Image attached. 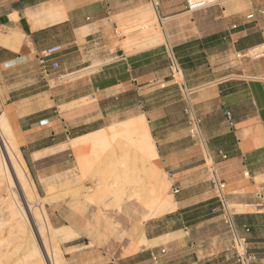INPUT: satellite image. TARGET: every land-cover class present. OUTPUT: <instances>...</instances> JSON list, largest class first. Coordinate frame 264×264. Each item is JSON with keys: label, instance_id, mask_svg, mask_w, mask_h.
<instances>
[{"label": "crops", "instance_id": "1", "mask_svg": "<svg viewBox=\"0 0 264 264\" xmlns=\"http://www.w3.org/2000/svg\"><path fill=\"white\" fill-rule=\"evenodd\" d=\"M152 16L163 40L144 45L151 25L133 28ZM119 27L126 33L117 35ZM54 45L62 48L59 68L49 76L53 89H44L37 55ZM261 46L264 0L195 9L187 0H0V91L7 92L0 98L38 184L70 168L71 140L126 132L123 125L144 118L152 164L159 160L168 176L163 191L168 183L178 189L163 213L159 203L147 207L146 221L136 213L135 239L74 264H211L229 255L240 264L212 172L224 184L241 249L250 264H264V48L251 52ZM18 91L28 94L10 98ZM160 91L176 97L161 100ZM186 101L199 119L193 136Z\"/></svg>", "mask_w": 264, "mask_h": 264}, {"label": "rangeland", "instance_id": "2", "mask_svg": "<svg viewBox=\"0 0 264 264\" xmlns=\"http://www.w3.org/2000/svg\"><path fill=\"white\" fill-rule=\"evenodd\" d=\"M146 23L151 26L154 24L152 27L162 35L163 29L159 27L154 16L140 22L133 30L136 32L143 31L145 29L143 24ZM123 33L126 32L122 28H117V35ZM114 34L116 35V33ZM127 43L128 42H120L119 39L115 38V44H119L126 50ZM129 48L130 47H128V49ZM174 74L177 80L181 79L176 73ZM53 87V81H48V85H46L44 89H53ZM6 93V91H0V96H4ZM71 93L72 92L69 91L64 94L69 96ZM27 94L28 92H12L10 98L15 97V95L19 97ZM171 94L173 93L164 94V92L160 91L157 93V96L161 100L169 101L176 97L173 95L171 96ZM5 101L6 99L0 98V115L6 118L17 148L20 150L22 156L26 157L25 151L21 150L22 137L16 130V124L10 121V112L7 102ZM143 121L147 124L146 119ZM127 129H130L127 131L131 133L132 129L130 126H127ZM110 131L109 140H111V142H108L109 140L106 142L101 140L98 143L99 145L97 144V149L95 146L90 147L83 155H80V157L76 156L74 151L73 155L68 153V158L64 165L70 168L61 174L41 179V184H38L35 173L21 164V170L29 187V214L30 212H34L33 214L37 213L40 218L39 221L32 216H30V219L27 217V220L29 219L30 221L28 220L27 222V220H25L27 222L24 224L27 228L26 234L32 240L36 239L40 241L35 227L38 228L39 231L43 228L42 238L47 240L50 247L54 248L56 246L59 248L62 258L64 259V264H74L71 259L77 258L79 255L84 259L105 255L111 247H114L113 242L119 245L121 239L126 238L130 241L135 239L136 213L138 212L139 214L142 212L143 220L146 221L148 217L144 218V216L148 212V206L151 207V205H155V203L157 206L158 203H165L167 201L165 197L168 196L173 198L169 183L165 191H163V187L161 186L163 175H165L164 177L166 179H168V176L161 168L159 160L153 162L158 168L148 161L143 160L145 157L141 154L142 151L140 146H136L137 148L135 147L137 141L132 133L129 134L127 131L121 133L119 131L116 132L114 128H111ZM132 140L136 142L134 143ZM120 161L121 163L118 164ZM123 168L125 169L123 170ZM121 170H126V176ZM122 174H124V177ZM118 179H120V181H118ZM50 187H53V189H51L52 191L48 190ZM12 191L17 194L18 192L22 193L16 182L14 183ZM9 192H11V190L7 188L6 182L2 181L0 184V223L3 221L2 225L0 224L1 236L12 231V227L14 230V224L16 222L13 219L14 222H12V220L10 221L11 217L7 206H5V201L7 200ZM94 194H99L100 201L93 198L94 196L92 195ZM108 198L111 199L109 200ZM155 200L156 202L154 203ZM151 201H153L154 204H152ZM8 216L9 218H7ZM62 227L67 229L69 231L68 233H71L68 234L67 232L61 231L62 235L59 233L56 237L52 236V228L56 229ZM28 228L30 230H28ZM31 232H33L34 236ZM30 233L36 238L31 237ZM66 234L72 237H67ZM130 249L131 248L127 251H123L122 254L129 253ZM238 251L241 252V248H238ZM234 259L235 257H231L230 255L228 259H225V257H217L211 264H235L232 262Z\"/></svg>", "mask_w": 264, "mask_h": 264}, {"label": "bare ground", "instance_id": "3", "mask_svg": "<svg viewBox=\"0 0 264 264\" xmlns=\"http://www.w3.org/2000/svg\"><path fill=\"white\" fill-rule=\"evenodd\" d=\"M195 1H199V0H195ZM195 1L191 0V2H195ZM146 25H147V23H146ZM152 26H150L146 30H144V31H147L146 32L147 34L146 33H145L146 35L144 34L145 35L144 38H145V40L148 41V42H145L144 45L148 44V43H153V42L156 43V41L163 40L162 39V35L160 34V32L159 31L155 32V29ZM140 34H142V33H140ZM15 43H17V41ZM262 48H264V46L254 48V49L251 50V52H254V51L257 52L256 50H260L261 51ZM179 75H181V74H179ZM143 120L141 118L140 119L139 118H136V119L134 118L131 121H129L126 125L130 126V128L132 129L131 133L135 137V139H136V141H137V143L139 145L137 143H135L136 141L132 140V142L135 143V147L136 146H140L141 151H142V153H141V151H140V153L145 157V158H143V160L148 161L150 164H152L151 160L154 157H156L157 155H156V152H155V146H154L153 140L149 136V133L147 131L148 129H147L146 124H145V122ZM127 130H130V129H127ZM110 132H111L110 130H108V131L101 130L99 132H96L95 134H91V135H87V136L85 135L84 137H79V139L76 138V140L73 139L70 142V146L74 150L76 156L80 157V155H83L84 152L87 149H89L90 147L95 146V148H96L97 144L101 140L105 141V142L107 140H109ZM127 132H129V131H127ZM131 133L129 132V134H131ZM0 141H1L0 142V145H1V150H0V152H1V155H0V184H1L2 181H5L6 185H7V188L9 190H11V192H9V194L7 195V200L5 201V203H6L5 206H7V209L9 211V215L11 217L10 221L12 219L16 221L15 224H14V230H13V227H12V229H11L12 231H9L8 234L2 235V236L0 235V264H64V262H63L64 260L61 257V253L59 251V248L56 247V246L54 248L50 247L48 245V243H47V240L45 238H42V235H43V230L42 229L43 228L41 229V227H40L41 230L39 231V229L35 227L40 241L39 240L37 241L36 239L32 240L26 234V229L27 228L25 227L24 224L26 222L25 220H27V217L30 219V216H32V217H34V219L36 218V220H39L40 218H39L37 213L33 214L34 212H32V213L30 212V214H29V211H28L29 210L28 202H29V199H30V197H29V189H28L29 187H28V184H27V182L25 180L24 174H23V172L21 170V164L26 166L25 165V161H24V159L22 157V154H21L20 150L16 146V142H15L13 136H12L10 127H9V125L7 123V120L5 119L4 116L0 117ZM108 142H111V140H109ZM67 144H69V143H67ZM64 145L65 144H63L62 146H64ZM65 148H66V146H65ZM95 148H93V149H95ZM15 150H16V154H15ZM38 155H39V153H38ZM120 163H121V161L118 164H120ZM117 166H121V165H117ZM124 169L125 168H123V170ZM126 170L125 171L121 170V171H122V173L123 172L125 173ZM160 172H161V170H160ZM122 175L124 177V174H122ZM113 176H115V175H113ZM125 176H126V173H125ZM164 176L165 175H163L162 178H165ZM164 180H166V178ZM118 181H120V179H118ZM15 182L19 185V188L21 189L22 193L18 192V194H17V193L12 191ZM114 183H116V182H114ZM117 184H119V183H117ZM69 185H70V182H69ZM67 186H65V187H67ZM115 188H116V186H115ZM119 188H120V185H119ZM51 189H53V187L52 188L51 187L48 188V190H51ZM95 190H97V189H95ZM55 191H56V188H55ZM104 192H105V190H104ZM108 193H110V192H108ZM106 194H107V192H106ZM52 196H50V197H52ZM92 196H94L93 198L95 200L100 201L99 194L98 195L94 194ZM111 197H112V195H111ZM165 198H166L167 201L163 200V201H166V202L165 203L161 202L160 207H159V212H162L166 208L168 199H167V197H165ZM155 202H156V200L154 201V203ZM151 206H153V205H151ZM155 206H157L156 203H155ZM152 214H153V212H152ZM7 218H9V216ZM13 220H12V222H14ZM28 220H27V222H28ZM2 223H3V221H2ZM2 223H0V224L2 225ZM4 227H7V226H4ZM28 230H30V229L28 228ZM31 230H32V228H31ZM51 230H52V236H54V237L58 236L59 233H61V231L62 232L64 231V232H67V233L69 232L67 229H62V230L58 229L57 230L55 228H52ZM31 233L33 234V232H31ZM31 233H30V235H31V237H33L34 234L32 236ZM70 233H68V234H70ZM68 234H66L67 237L70 236ZM61 235H62V233H61ZM64 237H65V235H64ZM33 238H36V237H33Z\"/></svg>", "mask_w": 264, "mask_h": 264}, {"label": "built area", "instance_id": "4", "mask_svg": "<svg viewBox=\"0 0 264 264\" xmlns=\"http://www.w3.org/2000/svg\"><path fill=\"white\" fill-rule=\"evenodd\" d=\"M211 3H213V0H199L195 2H191V0H187L188 9H195ZM261 13H263V11H261ZM247 17H251V15ZM61 50L62 48L60 45H54L44 49L39 55H37L40 79L45 85H48V78L51 75V73L55 72L59 68V62L55 59V56ZM175 70L176 72L179 71L177 66H175ZM183 112L187 117V123L190 129V135L193 136L198 134L199 119L197 118V116L192 110V107L187 101L185 102V107L183 109ZM227 115L229 116L228 112ZM212 184L216 191L217 198L219 200L222 213L224 215V220L234 235V240H235L234 250L236 257L240 260V264H250V261L252 260L251 257L249 255H246L245 251H243L242 249L241 252L238 251V248H241V242H240L241 240L237 237L235 232V228L232 221V212L226 200V195L224 192V184L218 179V177L215 175L214 172H212ZM171 192L172 194H176L178 192V189L172 187Z\"/></svg>", "mask_w": 264, "mask_h": 264}]
</instances>
